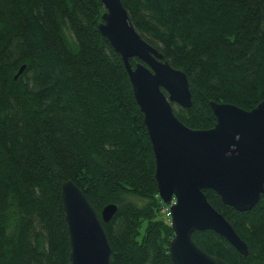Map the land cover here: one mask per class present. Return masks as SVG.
Masks as SVG:
<instances>
[{
  "label": "trees",
  "instance_id": "trees-1",
  "mask_svg": "<svg viewBox=\"0 0 264 264\" xmlns=\"http://www.w3.org/2000/svg\"><path fill=\"white\" fill-rule=\"evenodd\" d=\"M122 2L187 74L193 104L173 105L188 127L215 126L211 101L252 110L264 100V0ZM104 12L102 0H0V264H69L67 180L100 218L118 206L102 220L113 264H173L152 142L123 59L99 29ZM204 193L249 254L213 230H196V244L229 264H264V196L239 211Z\"/></svg>",
  "mask_w": 264,
  "mask_h": 264
},
{
  "label": "water",
  "instance_id": "water-1",
  "mask_svg": "<svg viewBox=\"0 0 264 264\" xmlns=\"http://www.w3.org/2000/svg\"><path fill=\"white\" fill-rule=\"evenodd\" d=\"M102 2L105 12L99 29L128 71L155 154L159 195L170 205L173 264H229L196 244V230H213L248 255V245L209 202L204 189H213L225 204L239 211L252 209L264 196V100L252 110L211 101L215 126L188 127L173 105L189 108L193 104L187 74L143 38L122 0ZM133 57L139 59L134 67ZM24 69L25 65L16 78ZM62 200L70 236L69 264H113L102 220L109 222L118 206H105L100 218L72 180L62 183Z\"/></svg>",
  "mask_w": 264,
  "mask_h": 264
},
{
  "label": "built area",
  "instance_id": "built-area-1",
  "mask_svg": "<svg viewBox=\"0 0 264 264\" xmlns=\"http://www.w3.org/2000/svg\"><path fill=\"white\" fill-rule=\"evenodd\" d=\"M163 213L171 219L170 205L166 204V206L163 208Z\"/></svg>",
  "mask_w": 264,
  "mask_h": 264
},
{
  "label": "rangeland",
  "instance_id": "rangeland-1",
  "mask_svg": "<svg viewBox=\"0 0 264 264\" xmlns=\"http://www.w3.org/2000/svg\"><path fill=\"white\" fill-rule=\"evenodd\" d=\"M133 67H134V66H133ZM176 105H177V104H176ZM176 105H175V107L177 108L178 106H176Z\"/></svg>",
  "mask_w": 264,
  "mask_h": 264
}]
</instances>
